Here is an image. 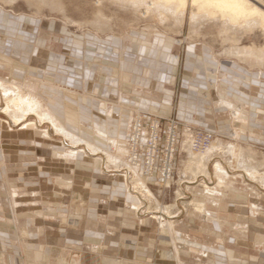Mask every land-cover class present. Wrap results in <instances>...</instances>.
Instances as JSON below:
<instances>
[{
    "label": "rangeland",
    "instance_id": "1",
    "mask_svg": "<svg viewBox=\"0 0 264 264\" xmlns=\"http://www.w3.org/2000/svg\"><path fill=\"white\" fill-rule=\"evenodd\" d=\"M191 14L190 9H188L182 21L180 17H175L171 14H167L163 20L157 18L156 15L143 17L140 11L134 9L130 4L118 0H100V3H98L97 0H0V118L6 120L13 115H20V109L17 106L10 107L7 111L8 113L3 112L5 107V95L20 93L25 96H34L38 99L40 106L37 107L38 113L35 110L31 111L35 116L31 114L30 119L35 120L37 119L36 117L41 115L45 118L44 121L49 122L42 123V125L36 128V131L39 133L38 139H44L46 137L52 141V144L49 145L48 148H34V146L31 145L35 151V153L31 154L18 148V142L22 141L24 134L23 132H15L21 126H13V134L11 138L8 137L16 146H4L2 148L1 144L3 142L1 143L0 136V201L1 198L3 199L6 197L4 192L5 189L1 188L2 180L7 175L8 178L11 179L18 178L19 172L17 168L20 167H15L17 166V162L14 163V161H9L11 155L22 156L25 161H31L33 165L36 160L42 163L51 161L50 167L53 164L62 167L64 164L63 160L75 162L74 159L77 158L66 153V149H60V142L66 137L61 133L60 127L62 126L64 129H68L69 125L62 123V119L58 117L59 112L63 108L61 107L56 111L53 109L54 107H51L52 102H54L53 100L56 101L59 99L54 96L52 90L64 92L61 87L56 86H60L65 82L72 84L74 81L76 83L79 74H82L83 68L84 79H90V86L94 83H102L104 79L116 83L117 79L114 76H116L117 73L123 74L127 80L132 79L135 82L149 83L150 80L147 76L140 75L142 65L144 69L148 67L150 69L149 71L154 73L160 82L163 77V69L166 63L167 66L174 64V66L167 71L168 75L163 82L165 88L173 92V109L171 113L163 114L151 109L142 111L137 108L135 104L134 106H126L130 104V102L125 98H122L121 103L116 101L119 99L114 96H111L112 99L103 98L108 104V106L102 109L106 111V117H103L105 114L98 113L99 116H102L98 118V122L106 123L110 128H116L117 125L119 126V116L126 111L129 117H127V120H124V124L128 121V127L122 128V133L114 139L112 134L108 133L106 135H101L98 132L96 133V131H94L95 129L92 126L89 127V125L88 127L81 126L83 132L78 134L76 126L74 129L76 130V137L96 147L99 146L100 152L110 153L113 156L115 155L122 159L123 162L130 164L128 152L126 151H129L127 140L130 122H132V120L137 117H143L146 121L149 116L160 118L162 121L161 127L164 130L163 136L170 124L176 122L180 138L172 156L173 172L170 182L159 184L153 178H147L142 175L138 168L130 165L133 170L135 169L134 171L139 176V180L141 179L142 184H145L143 188L145 190L141 192V197L144 200L140 202L141 208L144 211L151 209L155 210L157 208L161 209L165 206L172 205L170 208L172 211H170V214L173 215L170 219L171 226L167 224L168 222L164 220L165 218L155 217L160 219L164 229L173 226L174 213L178 212H180V214L200 212L203 214L204 218L210 220L217 218L216 215L207 213V208H212L214 205L211 203L217 198V194L213 195L212 192L214 191L217 193L224 189L232 190L231 187L234 186L242 187L246 190L250 188L257 192L258 196L254 197L255 194L248 190L251 193V195L249 194V196H247L245 202L248 213H250L251 204L254 202L258 204L256 206H261L264 210V187H260L261 189L257 187L253 188L252 186H254V184L248 181L250 179L249 176L247 177L248 180L242 176L244 169L254 167L260 173V179L261 176L264 177V144L256 147L255 150H245L243 147H239L237 150L236 143L238 142L239 146L240 141L238 140L239 137L236 135V132H233L234 130H232L230 134H219L210 126L181 122L177 116V108L180 104L182 93L188 90V87L184 84L185 76L195 74V72L186 66L188 57L192 59V61L188 60V66L194 69L199 75L195 78L194 86L214 83L215 79L214 76L211 75L212 71L214 69L216 71L222 69V74L220 75L222 81L227 84L226 87L228 88L230 81L235 85L230 79L231 76L242 79L245 77V73L250 74L249 70L261 71L264 73V30L258 25H254L255 27L252 26L251 29L242 27L229 28L228 31H224V28L218 20L206 18L192 19ZM31 53L32 58L30 59ZM52 53L53 57H55L53 59L54 61L50 60ZM50 62L54 67L48 68ZM52 62L55 64H52ZM65 66L68 70L67 68L65 69ZM144 73H146L145 70ZM67 75L72 78L71 82H68V79L64 77ZM120 80L122 83L121 77ZM49 81L51 84H48L49 87L47 88V83H49ZM152 85L155 86L156 84L152 83ZM235 89L238 90L237 88ZM216 90L217 89H215V91ZM151 91H153L155 96L163 97L164 92L158 91L156 87L152 88ZM141 92L149 93L150 91L147 87H144ZM216 93L218 92L216 91ZM240 93L243 98H245L243 95L244 93ZM128 95L131 98L133 97L134 100H139L134 92H130ZM263 96L264 94L262 93L261 98ZM194 98V96H190L188 101L193 103ZM218 98L219 101L222 99L220 96ZM241 101L252 103L249 97ZM150 102L151 100L142 98L141 102L136 104L140 107ZM106 103L105 105H107ZM113 105H118L119 110L116 114L114 113ZM235 105L240 104L235 103ZM230 106H232V104H230ZM239 107L241 108L239 111L233 110V112L239 119L246 123L251 119L250 115H248V108L245 109L242 105ZM52 111L55 113V117ZM45 113H48L54 119L56 125H53L50 118L45 116ZM66 114L69 117L78 119L76 115L70 111H67ZM242 114L244 115L242 116ZM42 129L50 130L48 137L44 134L41 135ZM189 129L194 131L193 134L196 137L200 136L202 139L204 138L202 142L203 148L195 149V147H193L195 151L199 150L204 152L210 148L209 146L213 144V147L216 146L215 149L213 148L211 150L212 152L208 153L206 164L212 169L217 161L221 162L225 169H227L228 176L224 184H217L218 180L213 175L210 185L215 186V189L211 191L198 183L183 182L193 180V178L191 179V177H193V175H191L192 171L189 170L188 166L191 159L195 161L194 159L197 157L196 153L189 152V148H191V146H189L190 142L186 141L191 132L188 131ZM26 130L30 135L33 133L32 129ZM125 133L127 134L125 135ZM208 134H212L213 136L211 143L207 146L209 148L206 147V138ZM97 138L105 139V144L102 142L101 144L98 143L96 141ZM162 144V148H166V144ZM20 145L24 146V144L21 143ZM186 145H188V147ZM27 146H29V144L25 145V147ZM80 146H83V144H80ZM244 146L247 148L249 147L248 145ZM165 148L162 151L163 155L166 151ZM1 149L4 150L7 160V175L3 173L1 169L4 163L1 159ZM191 155L193 157H191ZM95 156H100V154L94 155V157ZM104 159H106V156H104ZM162 159L164 160L165 157ZM80 160L83 159L80 158ZM72 162L67 164L74 166ZM106 163L109 165L107 168L115 169L114 162H112L113 165H111L112 163L108 160ZM60 169L63 168H58L57 170ZM76 169L78 170L79 167ZM88 171L89 172H86L87 174L92 172L91 170ZM24 172L27 174L34 172L39 175L35 167L33 169H25ZM258 172L256 174L257 180L255 181L257 186L262 184V181L258 178ZM56 173L55 171L53 175H57ZM133 176L134 174L131 172L130 176H128V181L131 180ZM228 178L232 181H228ZM51 181L50 183H43L51 190L57 191L61 189L62 185L56 182V179ZM251 181L253 182V180ZM128 183L129 185H133L132 182ZM187 185H189V188ZM118 187L128 190L124 181L119 183ZM132 190H128L127 197L131 199L136 206L138 201L133 200L132 195L136 193L132 192ZM180 195H182L183 198L177 200ZM259 195L261 197H259ZM191 198L199 203L202 201V210L196 208L194 204L182 206L183 200H192ZM124 203V196H119L117 199V206L120 207L124 205ZM128 203L129 206H133L131 202ZM125 204H127V202ZM148 207L150 209H148ZM139 214V216H142L140 211ZM252 218L253 217H250L251 223L260 224L259 226L264 224V213H261V216L256 218L257 221L253 222L254 219ZM251 237H253V235L250 233V238ZM1 255H3L6 261L5 254L0 247V256ZM117 259L118 261H116ZM118 262L120 264H140L125 260L114 254H102L101 256V264H118Z\"/></svg>",
    "mask_w": 264,
    "mask_h": 264
},
{
    "label": "crops",
    "instance_id": "2",
    "mask_svg": "<svg viewBox=\"0 0 264 264\" xmlns=\"http://www.w3.org/2000/svg\"><path fill=\"white\" fill-rule=\"evenodd\" d=\"M51 55L50 60H53L55 57L53 53ZM188 60L192 61L191 57H188L186 66L195 74L186 75L184 79L188 90L182 93L177 108L180 121L210 126L219 134H230L234 130L240 141L239 146L236 143L237 150L239 147L255 150L264 144V96L261 98V94H264V73L249 70L250 74L245 73L242 79L230 77L235 85L229 80L232 86L228 84L227 88L220 75L222 69H214L211 73L214 83L194 86L198 73L188 66ZM173 66L174 64L167 66L165 63L160 82L148 67L144 69L142 65L140 75L147 76L149 83L127 80L123 74L117 73L114 76L116 83L101 79L102 83H94L92 86L90 79H84L83 68L82 74L75 80L76 83L73 81L75 84L65 82L60 86L55 85L63 89L65 97L63 101H55L61 103L63 108L58 117L65 125L73 122L77 126L78 134L83 132L81 126L88 125L97 133L96 122L102 117L98 113H103V117H106V111L102 109L108 106L103 98L112 99L111 96L117 97L119 100L116 101L119 103L125 98L130 102L126 106L135 104L142 111L151 109L169 114L173 109V92L165 88L163 82L168 75L167 71ZM50 67H54L51 62L48 68ZM64 77L71 82L69 75ZM48 84H51L50 81ZM144 87L150 92H141ZM155 87L164 92L162 98L151 91ZM239 91L244 93L245 98H251L252 103L241 101L245 98ZM130 92H134L139 100L129 97ZM50 93L53 95L51 91ZM215 93L222 97L220 101ZM190 96L195 97L194 104L188 101ZM142 98L151 102L139 107L136 103H140ZM235 103L248 108L251 119L246 123L235 116L233 110L241 109ZM113 109L116 114L118 105H113ZM67 111L74 113L78 119L67 116ZM52 113L55 117V113ZM0 126L2 148L14 146L13 141L8 139L13 134V126L5 123H0ZM20 132H23L24 137L18 142V148L27 153H35L31 145L34 148H48L52 144L45 136L44 139H38L39 133L36 129L31 135L22 127L15 133ZM5 157V152L1 149V159L4 162L1 169L7 175ZM74 160L75 162L63 160L62 167L54 164L50 167L51 161L42 163L36 160L33 165L22 156L11 155L9 158L10 162H17L15 167L20 168H17V179L8 178L7 175L1 183L6 197L0 201V247L7 264H101L102 254H114L140 264H264V224H253L250 219L253 217V222L257 221L256 218L264 210L254 202L248 213L245 204L250 192L255 194L254 197L258 196L256 191L236 186L231 187L232 190L224 189L217 193L213 191L217 198L211 204L216 207L207 208V213L216 215L217 218H204L200 212H178L174 213L173 226L164 229L160 219L151 218L142 208V216L136 213V206L127 197L128 190L118 187L124 181L121 173L108 171L109 168L105 170L98 165L97 167L91 159ZM71 162L74 166L67 164ZM32 167L37 169L39 175L24 172L25 169H33ZM58 168L63 169L57 170ZM88 170L92 172L87 174ZM55 171L57 175H53ZM55 179L62 185L57 191L43 183H50ZM228 181L232 180L228 178ZM248 181L254 184L253 188L261 189L257 183L250 179ZM119 196H124L127 204L117 206ZM128 202L133 206H129ZM250 233L253 235L251 238Z\"/></svg>",
    "mask_w": 264,
    "mask_h": 264
},
{
    "label": "bare ground",
    "instance_id": "3",
    "mask_svg": "<svg viewBox=\"0 0 264 264\" xmlns=\"http://www.w3.org/2000/svg\"><path fill=\"white\" fill-rule=\"evenodd\" d=\"M118 1H122L124 3L130 4L134 9H136L137 11H140L141 16L143 17H149L151 15H156L157 18L163 20L165 19L167 14H171L175 17H180L182 21V18H185L186 16L185 15L186 11L190 9L192 13L191 14L192 19H205L206 18V19L218 20L221 23L222 27L224 28V31L225 30L228 31L229 28H242V27H248L249 29H251L252 26L254 25L256 26L258 25L261 29L264 30V0H118ZM97 2L100 3V0H97ZM236 32H240V31H236ZM231 78H235V77L231 76ZM52 91L54 93V96L59 98L60 101H63L65 97L62 92L56 91V90H52ZM4 99H5L4 101L5 107H4L3 112L8 113L7 111L9 110L10 107L17 106L20 109V115L19 116L13 115L9 117V119H6V120H3L0 118V123H5L7 124V126H21L22 128L32 129L33 131L36 128H38L40 125H42V123L43 124L49 123L48 121H44L45 118L42 117L41 115H39L40 118L36 117L38 120L30 119V115L31 114L34 115L31 111L35 110L38 113L37 107L40 106L38 99L36 97L31 96V95L25 96L23 94L17 93L14 95L7 94L5 95ZM61 105H62L61 103H56L54 100V102H52L51 104V107L52 108L54 107L53 109L57 111L58 109L62 107ZM128 115L129 114H127V112L125 111L124 113L121 114V116H119L118 118L119 126L117 125L116 128H110L108 124L106 123L97 122L96 127L98 130V133H100L101 135H106L109 133L113 135L114 139L117 138L119 134L122 133V128L126 127L128 124V121L127 123L124 124V120H127V117H129ZM45 116H48L50 120L52 121L53 125H56V123L54 122V119L48 113H45ZM69 125L70 126L68 127V129H64L62 126L60 127L61 133H63L66 136L60 142V149L61 150L66 149L65 151L66 153L73 155L79 159L80 158L83 160L91 159L94 161L96 165L100 166V168H103V169L109 167V165L106 163L107 160L111 163L114 162L115 169H111V170H113L115 173H121L120 175L124 177V182L126 183L127 189L128 190L133 189L132 192L136 193L132 195V198L134 201L135 200L138 201V204L136 205V210H137L136 213L139 214V211L142 207L140 205V202L144 200L141 197L142 195L141 192L145 190L143 189L145 184H142L141 179L139 180L138 178L139 176L134 171L135 169L133 170L131 167L133 166L137 168V166L130 160H129L130 164L125 163L122 161V159H120L119 157L115 155L113 156L110 153L100 152L99 146L96 147L76 137L75 135L76 132L74 130L76 125L73 122H70ZM49 131H50L49 129H42V133L47 137L50 134ZM103 138H97L96 141L100 144L101 142L105 144L104 142L105 139ZM186 141L190 142V139L188 138ZM80 144H83V146H80ZM213 145L209 146L210 148L207 147L209 149L203 152L199 150L195 151L192 147V143L189 144V146H191V148L193 149L192 150L191 148H189L190 150L189 152L196 153L197 157H195L194 159L195 161H192L191 159L190 164L188 163L189 164L188 168L190 171H192L191 175H193L191 179L193 178V180H189V181L187 180L183 182L198 183L200 185H203L205 188H207V190H210V191L215 189L214 188L215 186L210 185V181L213 178V175L218 180L217 184L226 183V177L228 176V173H227V169H225V167L222 165L221 162L216 161L212 169L208 166V164H206V160H207L206 158H208V153L212 152L211 150L213 148L214 149L216 148V146L213 147ZM186 146L188 147V145ZM126 152L129 153V151H126ZM98 154H100V156L94 157V155H98ZM104 156H106V159H104ZM191 157L193 156L191 155ZM111 165H113V163ZM246 169L243 170V175L246 178L249 176V178L253 180V182L255 183V181L257 180L256 174L258 171L254 167L248 168L247 170ZM124 171L125 173H123ZM131 172H133L134 176L131 180L128 181V178H129L128 176H130ZM259 175L260 173L258 174V178L260 179ZM260 180L262 181V184L261 185L259 184V186L264 187V177L261 176ZM128 182H132L133 185H129ZM187 187L189 188V185H187ZM178 194H181V193H178ZM180 198H183V196L180 195L177 198V200ZM191 204H194L196 208L202 210V207H203L202 201L201 203L193 199L188 200V201H184V200L182 201V206H188ZM171 206L172 205H168V206H165L164 208H161V209L157 208L155 210L151 209V210L146 211V213H150L151 218H155V217H159L162 219L165 218L164 220H166V222H168L167 224L171 226L170 219L173 216L170 214L172 212L170 210ZM148 209L150 208L148 207ZM119 262L118 264H120Z\"/></svg>",
    "mask_w": 264,
    "mask_h": 264
},
{
    "label": "built area",
    "instance_id": "4",
    "mask_svg": "<svg viewBox=\"0 0 264 264\" xmlns=\"http://www.w3.org/2000/svg\"><path fill=\"white\" fill-rule=\"evenodd\" d=\"M161 124V119L156 116H149L146 121L143 117L132 120L127 140L128 159L137 166L142 175L153 178L159 184H166L171 180L173 172L172 156L175 146L178 145L180 135L176 122H173L163 136L164 130ZM188 131H191L189 139L192 147L202 149L204 138L196 137L193 134L194 131L190 129ZM212 137V134H208L206 147L211 143ZM162 143L166 144V148H162ZM164 148L166 151L163 155ZM163 157H165L164 160ZM0 264H7L3 255L0 256Z\"/></svg>",
    "mask_w": 264,
    "mask_h": 264
}]
</instances>
